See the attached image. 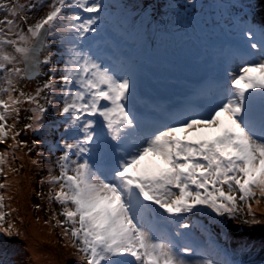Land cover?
Listing matches in <instances>:
<instances>
[{
    "label": "snow or ice",
    "instance_id": "snow-or-ice-1",
    "mask_svg": "<svg viewBox=\"0 0 264 264\" xmlns=\"http://www.w3.org/2000/svg\"><path fill=\"white\" fill-rule=\"evenodd\" d=\"M105 7L102 0H52L50 10L35 23L21 17L26 30L17 25L13 34L0 28V69L6 74L34 79L41 75V65H53L34 94L7 79V87L0 90L8 94L6 100L0 98V144L10 133L16 141L13 147L24 143L17 139L20 132H13L14 125L7 124L13 113L19 117L24 103L34 107L23 130L44 127L48 108L40 98L48 93L42 98L54 103L59 72V174L50 171L47 183L52 186L50 199L61 205L64 219L57 223L84 264H220L206 255L190 258L196 250L184 231L191 227L185 216L210 209L214 217L208 227L223 231L221 224L238 219L242 202L251 219L241 222H260L250 201L257 200V192L264 198V27L259 38L252 28L245 29L249 48L255 50L247 54L260 59L246 61L225 76L214 103L145 127L129 107L130 77L105 67L83 43L97 32ZM4 23L14 25L11 19L0 21ZM259 23L264 26V18ZM12 35L15 38L5 39ZM57 35L62 51L55 63L52 54L41 60V50L52 46L49 38ZM6 46L16 55L5 52ZM17 91L19 96H13ZM4 157L0 153V165ZM4 199L0 195V233L19 235L7 222ZM216 217L222 218L219 223ZM162 224L174 226V232Z\"/></svg>",
    "mask_w": 264,
    "mask_h": 264
},
{
    "label": "trees",
    "instance_id": "trees-1",
    "mask_svg": "<svg viewBox=\"0 0 264 264\" xmlns=\"http://www.w3.org/2000/svg\"><path fill=\"white\" fill-rule=\"evenodd\" d=\"M118 1L122 3L124 0ZM160 1L158 6L161 9L155 15L138 11L127 20L114 17L112 8L105 5L97 32L89 34L83 41L86 47L95 51L97 43L111 39L110 47L99 49L96 54L117 74L130 77L133 94L129 107L145 127L168 123L172 114L181 111H203L214 103L225 76L236 72L246 61L260 59L247 54L255 50L249 48L245 29L252 28L259 38L264 27L259 23L264 18V10L260 7L264 0H220L218 4L213 0H174L179 8L169 6V0ZM142 2L139 0L137 6L144 9L141 5L149 4L153 6L152 12L155 11L156 0ZM14 12H18L17 15L9 19L18 21L23 15L20 10ZM0 19H4V12L0 11ZM15 25L27 28L24 22ZM13 29L18 31L17 27ZM110 34L113 35L110 37ZM12 38L15 36H5V39ZM11 48L6 46L4 50ZM9 53L14 54L12 50ZM6 81L0 74V90L7 86ZM53 124L61 126L62 121H53ZM208 212L211 210H196L185 216L191 227L184 231L189 234L188 242L196 250L190 258L203 259L206 255L216 261L224 258L243 264L234 241L239 237L236 234L240 233L232 232L238 228L233 229L231 223L227 226L221 224L223 231L208 227L210 219L203 216ZM221 219L216 217L215 222L219 223ZM161 226L167 231L175 230L172 225Z\"/></svg>",
    "mask_w": 264,
    "mask_h": 264
},
{
    "label": "rangeland",
    "instance_id": "rangeland-1",
    "mask_svg": "<svg viewBox=\"0 0 264 264\" xmlns=\"http://www.w3.org/2000/svg\"><path fill=\"white\" fill-rule=\"evenodd\" d=\"M193 1L195 2L196 0ZM213 1L217 2V4L220 2V0ZM13 2L15 5L13 4ZM138 2L139 0H124L122 3L118 0H102V3L104 5L110 6L112 8V11L114 12V17H121V19L125 20H127L129 16L138 11L144 13L150 12L152 15H155L161 9V6H158L161 4L160 0H156V8L154 12H152V5L149 6V4H146L145 6H143L142 4L141 6L145 9L144 10L137 6ZM169 2V6L172 5V8H179L178 4L175 5L176 2L174 0H169ZM258 2H260V0H258ZM51 3L52 0H0V11L4 12L3 20H5L9 19L11 16L14 15L13 12L10 11V9H14L17 11L20 10L21 15L28 17L27 24H33L40 17L45 15L47 11L50 10L49 5ZM142 3H144V0ZM32 4H35L36 7L31 8L30 5ZM163 4L168 5V3L166 2H164ZM133 5L139 8H134ZM8 6H11L10 9H8ZM260 7L264 10V3L261 2ZM17 13L18 12H16L15 15H17ZM3 20L0 19V21ZM19 22H24L21 19V16L18 17V21H14V23L16 24ZM27 24H25L26 27ZM0 25H2V28H4V30L9 31L10 29L11 33H16V29L14 30L13 28L17 25L9 26L6 23ZM138 30L140 31V29ZM60 40V35H57L54 39L49 38V44H51L52 46L43 49V59L45 56L52 54V60L53 63H55L58 54L62 51V48L59 47ZM10 50L13 51L12 48L6 49L4 51L9 52ZM14 55L16 54L14 53ZM17 58L19 59V57ZM17 66L20 68H24L25 64L18 63ZM52 66V64H49L47 66L42 65V74L34 79L20 78L15 76L14 74L9 75L6 74L4 70H2L0 74H2L5 79H12L17 89L23 90L25 93L34 94L36 88L38 86H42L43 83L47 80V75H45L44 73H47L49 68H51ZM7 67L11 68L12 65L7 64ZM56 67L60 68L61 65L57 64ZM56 80L57 90L56 100L54 101V103L50 105L42 98L48 93H42L40 98V103L43 104L46 108H48V112L44 114V119L41 121L44 127L40 131L34 132L32 130H23L25 124L31 122L30 120H28V117L32 115L30 109L33 108L34 105L24 103L20 106L18 118L15 113H13L7 118V124L9 126L14 125L13 132H20V135L17 137V139L24 143L18 148L13 147L16 141L12 139V133H10L5 143L0 144V153L5 154L4 158L6 161L3 165H0V167L4 168V174L0 175V185H4V187L0 188V195H3L5 198L4 211L9 213L7 217L8 223H10L9 218L11 211V208L8 205V201L10 199H17L19 203L23 202L25 204L26 209L21 215H17V212L14 213V217L16 218L14 221L17 220V223L23 221L25 223V226L27 227L30 212H32V217L39 218L41 223H44L45 221H52L54 225V234L56 235H53L52 238L48 239L47 241L45 240L46 242L44 241V244L50 242L51 244H54L56 246L57 250H67L68 253L65 255L69 256L70 258L69 261H67V264H84V261L81 259V254L77 253L76 249L72 247L69 239L64 235L63 228L57 223L58 221H63L64 219L63 216L60 215L62 209L60 204H58L55 200L50 199L49 192L52 189V186L47 183L46 178L47 172L50 171L52 175L59 174V169L56 165V161L61 155V151L58 149L57 145L59 143L60 134L62 132L61 129L63 127L61 125L57 128L54 127L53 124V121L55 123H61L63 119L58 115V108L62 107V101L59 98V72H57ZM6 87L7 86H5V88ZM12 94L13 96H19V91L14 92ZM7 95L8 94L6 92H3V94L0 95V98L6 100ZM33 141H37V143L34 145L32 143ZM33 161H36V163H33ZM25 171L26 174L29 172V180H31V188L28 190V196L26 200L20 198L19 196L22 191H25ZM42 180H44L45 182L41 183ZM256 197L258 202L257 200H253L250 201V203L252 205V210L256 215V219L260 221L259 223L245 224L241 222L244 219H251L246 215L247 206L244 205L242 202L239 203L240 212L238 219L235 221H226V224H233L231 225L233 229L238 228V231H232L234 234L240 233L236 234L239 237L236 238V240L234 241H236V245L238 246L237 255L240 256V259L243 264H264V198L260 197L259 192L256 193ZM19 207L21 209V206ZM12 209L16 211L17 207H12ZM203 216L212 220L214 214L208 212L203 213ZM5 227H7V223L5 224ZM24 229L25 228L23 227L20 230H15L19 233V235L13 234L12 236H7L3 233H0V243H3L1 244V247L6 246L7 252H9L8 254L0 253V262H2V264H19L20 262H24V259L26 257L28 259L30 253L28 251V246L25 245L26 243L24 244L23 241H20L18 239L17 241L14 240V237H22L24 239V242H26L25 235L22 233ZM223 240H226L225 237H223ZM192 260L199 259L193 258ZM218 261L224 262L226 261V259L219 258ZM24 264L36 263L25 262Z\"/></svg>",
    "mask_w": 264,
    "mask_h": 264
},
{
    "label": "bare ground",
    "instance_id": "bare-ground-1",
    "mask_svg": "<svg viewBox=\"0 0 264 264\" xmlns=\"http://www.w3.org/2000/svg\"><path fill=\"white\" fill-rule=\"evenodd\" d=\"M41 74H42V68H41ZM24 173L26 175L25 191H22L19 194V196L20 198L26 200L28 196V190L31 188V180H29L30 178L29 172L26 174L25 171ZM48 176H49V172H47V177ZM18 203L19 201L17 199H10L8 201V205L11 208L9 221L10 223L14 224L15 230H20L23 227L25 228L22 231V233L25 235L26 242H24V239L22 237H21L22 239L20 237H17L15 238V240L17 241L18 239L20 241H23L24 244L26 243L25 245L28 246V251L30 253L28 256L29 261L26 257L24 259V262H20L19 264H24L25 262H33L36 264H62V263L67 264L68 263L67 261H69L70 259L69 256L65 255L68 253L67 250H57L56 246L54 244H51L50 242L44 244L45 240L47 241L48 239H51L53 235H56L54 234L53 222L45 221L44 223H41L40 219L32 217V212H30V215L28 217L29 220L27 227L25 226V223L23 221L17 223V220L14 221L16 219L14 217V213L17 212V215H21L26 209V206L23 202L19 204ZM19 206H21L22 210L20 209ZM12 207H17V210L16 211L13 210ZM1 244L3 243H0V253L8 254L9 252H7V247L6 246L1 247Z\"/></svg>",
    "mask_w": 264,
    "mask_h": 264
},
{
    "label": "water",
    "instance_id": "water-1",
    "mask_svg": "<svg viewBox=\"0 0 264 264\" xmlns=\"http://www.w3.org/2000/svg\"><path fill=\"white\" fill-rule=\"evenodd\" d=\"M42 51H43V49L41 50V52H40V54H39V58H40L41 60H43V59H42ZM40 71H41V69H40Z\"/></svg>",
    "mask_w": 264,
    "mask_h": 264
}]
</instances>
